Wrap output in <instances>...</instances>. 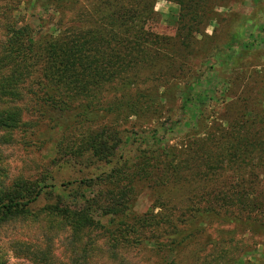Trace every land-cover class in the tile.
<instances>
[{
    "label": "trees",
    "instance_id": "trees-1",
    "mask_svg": "<svg viewBox=\"0 0 264 264\" xmlns=\"http://www.w3.org/2000/svg\"><path fill=\"white\" fill-rule=\"evenodd\" d=\"M40 1L46 0L34 1L35 6ZM142 1L141 9L136 11L128 8L127 3L130 6L134 3L131 0L97 2L92 6L94 13L92 10L85 13L79 27L54 38L36 31L31 23L15 15L21 2L0 0L2 141H9L12 132L20 131L32 145L50 144L60 154L58 161L66 159L67 164L83 168L96 164L113 166L96 178L79 180L77 189L81 192H69L70 204L57 195L55 202L47 206L51 212L64 219L69 229L67 243L73 251L72 264H107L109 258L119 264H127L121 252L131 251L138 245L146 248L150 245L149 249L155 255L165 261L171 258L174 263L179 251L192 239L204 235V229L195 226L186 232L181 230L178 236L165 242L159 241L154 235L146 236L145 231H151V226L159 222H145L148 213L137 215L132 205L134 182L146 180L151 170L127 165V161H115L126 139L120 128L123 121L131 116L154 117L161 120L162 131H167L179 126L180 117L186 108L194 106V120L198 125L203 109L214 96H208L206 92L212 80L205 79L203 74L196 75L178 89L181 95L177 96L181 100L178 107L180 114L174 120L170 116L163 117L162 94L133 91L128 87L130 79L127 76L121 80L122 74L134 71L139 65L140 49H147L145 63L148 67L156 47L161 45L160 37L143 35L141 28L151 18L155 0ZM173 1L199 13L206 0ZM252 1L257 3L259 0ZM77 3L78 0H48L45 5L59 12L70 10ZM242 34L239 24L231 32L226 46L213 49L214 63L211 69L215 63L224 66L237 63L243 52L238 50L237 54H232L231 48ZM167 43L165 39L164 45ZM176 51L179 58H183L185 52L180 48ZM149 65L152 67L151 63ZM34 67L39 68L40 77L28 82ZM217 75L215 78L220 79V71ZM116 79L121 80L120 94L99 106L84 101L74 103L66 93L67 89L90 93ZM202 84H205L204 93L196 95L194 87H201ZM229 129V135L234 140L232 146L213 142L209 138L200 139L196 148L187 153L177 174L173 177L165 174L158 183L161 187L168 185L170 189L180 187L182 194H189L190 197L199 195L205 202L201 207L191 204L186 208L187 211L214 214L226 220L244 212L241 209L249 208V205L243 207L245 203L255 199L250 193L241 190L229 192L210 187L224 184L222 182L228 174L255 179L264 176V96L246 101L239 109L237 118L230 122ZM156 149L152 151L163 154L160 147ZM153 157L151 159H159L158 155ZM204 169L206 172L200 176L199 173ZM127 173L130 175L126 176ZM18 180L15 188L5 196L6 200L0 203V216L14 217L23 213L41 195L42 190L37 181ZM95 182L100 190L86 196L84 191L91 189ZM100 211L101 217L109 216L107 224L95 218ZM256 216L253 219H257ZM191 219L190 223L194 224L195 216L192 215ZM94 231L99 233V238L89 235Z\"/></svg>",
    "mask_w": 264,
    "mask_h": 264
},
{
    "label": "rangeland",
    "instance_id": "rangeland-1",
    "mask_svg": "<svg viewBox=\"0 0 264 264\" xmlns=\"http://www.w3.org/2000/svg\"><path fill=\"white\" fill-rule=\"evenodd\" d=\"M17 1L21 3L16 16L31 23L36 31L56 38L79 27L85 13H90V10L94 13L92 6L102 0H78L70 10L59 12L45 5L48 0L40 1L37 6L34 2L37 0ZM132 1L131 6L127 3L131 11L139 10L143 5L142 0ZM239 24L243 34L232 45L231 53L237 54L238 50H242V56L235 64L224 66L215 63L211 69L213 49L226 46L231 32ZM141 30L143 35L160 37L161 45L156 47L153 60L149 62L152 67L149 64L146 67L147 49H140L139 65L134 71L120 76L121 80L125 76L130 79V89L162 94L163 117L170 116L174 120L180 114L178 89L196 75L203 74L205 79L212 80L206 92L208 96H214L203 109L198 125L194 120V106L186 108L179 126L167 131H162L161 120L154 117L131 116L123 121L120 128L126 139L115 161H127V165L151 170L146 180L134 182L132 205L135 214L148 213L145 222H159L151 226V231H145L146 236L154 235L165 242L178 236L181 230L186 232L195 226L203 228L204 235L192 239L179 251L174 263L171 258L165 261L155 255L149 249L150 245L124 250L122 256L127 264H264V213L260 214L264 210V176L255 179L228 174L222 182L224 184L210 187L229 192L241 190L255 198L243 206L249 205L248 209L240 208L244 212L226 220L214 214L187 211L191 204L197 207L205 204L199 195L192 198L189 194H182L180 187L170 189L168 185H158L165 174L172 177L177 174L187 153L196 148L200 139L209 138L213 142L232 146L234 140L229 135L230 122L237 118L246 101L264 96V0L257 3L252 0H206L199 13L173 0H155L153 14ZM165 39L168 41L166 45ZM178 48L185 52L183 58H179ZM219 71L221 78L216 79ZM39 77V68L34 67L28 82ZM121 80L116 79L86 94L70 89L66 93L74 103L84 101L99 106L120 94ZM204 89L205 84L195 86L194 93H204ZM3 136L4 131L0 129V203L15 188L18 179L37 181L42 192L23 213L14 217L0 216V264H72L73 251L67 243L69 229L64 219L47 206L55 202L57 195L70 204L69 192H81L77 189L79 180L96 178L109 171L112 164H96L88 168L72 166L67 164L66 159L58 161L60 154L50 144L40 146L29 143L23 132H12V138L7 142L2 141ZM158 147L163 154L152 151ZM153 155H158L159 159H151ZM205 172L206 169L199 175ZM97 190L100 186L95 182L84 193L89 196ZM100 214L101 211L95 218L107 224L109 216L101 217ZM192 215L195 216L194 224L190 223ZM255 215L257 219H253ZM89 235L97 236L99 233L94 231ZM106 263L119 264L110 258Z\"/></svg>",
    "mask_w": 264,
    "mask_h": 264
}]
</instances>
